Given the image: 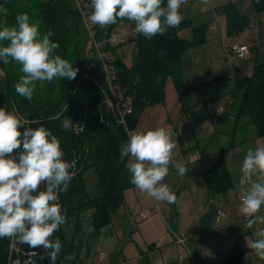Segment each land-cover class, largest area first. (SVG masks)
I'll use <instances>...</instances> for the list:
<instances>
[{
    "label": "crops",
    "instance_id": "crops-1",
    "mask_svg": "<svg viewBox=\"0 0 264 264\" xmlns=\"http://www.w3.org/2000/svg\"><path fill=\"white\" fill-rule=\"evenodd\" d=\"M182 11L181 22L188 27L179 38L192 42L194 29L204 27V41L183 51L179 73L166 80L164 102L147 107L135 128L169 125L175 131L174 158L186 161L189 170L181 176L170 166L162 182L177 199L157 201L134 186L100 229L94 226L95 208L71 215L61 225L60 264H222L235 249L243 253L242 264H264L247 246L246 238H255L254 228L246 226L238 207L243 158L249 148L264 144V136L249 116L240 115L245 88L236 85L264 64V0H186ZM131 44L138 50L136 42L123 48ZM232 44L250 49L234 66L226 59ZM120 53L131 67L127 52ZM223 149H228L233 185L217 193L207 177ZM89 193L95 197V189ZM220 209L227 219L218 224ZM147 211L151 215L144 217ZM176 236H183L185 244H178Z\"/></svg>",
    "mask_w": 264,
    "mask_h": 264
},
{
    "label": "clouds",
    "instance_id": "clouds-1",
    "mask_svg": "<svg viewBox=\"0 0 264 264\" xmlns=\"http://www.w3.org/2000/svg\"><path fill=\"white\" fill-rule=\"evenodd\" d=\"M185 4L186 0H89L91 12L85 24L105 27L127 18L135 21L137 32L150 39L178 26ZM6 13L5 3H0V17ZM52 35L50 30L42 32L26 12L17 14L12 25L0 20V63L20 65L23 74L15 92L28 100L37 82H50L55 77L71 80L79 72L54 51L59 44ZM72 122L68 116L61 127L68 129ZM175 135L171 126L162 125L134 130L121 144V159L128 157L130 182L157 201L173 203L177 199L162 182L170 166L181 176L189 170L186 161L174 158ZM64 157L61 140L52 128L38 119L29 122L15 107H0V238L18 235L31 248L42 246L49 264H56L62 248L60 239L51 237L66 223L60 194L68 191L77 167L75 158ZM240 172L238 207L246 217V226L254 228L255 237L246 238V243L264 259V144L247 150Z\"/></svg>",
    "mask_w": 264,
    "mask_h": 264
},
{
    "label": "trees",
    "instance_id": "trees-1",
    "mask_svg": "<svg viewBox=\"0 0 264 264\" xmlns=\"http://www.w3.org/2000/svg\"><path fill=\"white\" fill-rule=\"evenodd\" d=\"M0 3H5L7 8L6 15L0 20L12 25L17 14L28 13L42 32L50 30L53 33L51 39L59 44L54 51L71 62L73 67L79 68L74 79L55 77L50 82H37L33 97L28 100L15 92V84L23 74L20 65L13 61L0 63V92L3 106L15 107L29 122L38 119L52 128L61 140L64 158L77 160L78 175L72 178L68 191L60 194L59 202L66 219L95 208L94 226L100 229L111 222L112 214L124 203L125 191L135 185L130 182L126 168L128 157L121 159L120 156L121 144L128 139L126 131L101 107L98 87L91 81L79 82L88 41L81 18L70 0H5ZM122 19L118 18L113 25ZM185 27L188 24L181 22L150 39L140 34L135 41L138 50L131 67L117 58L118 82L135 111V115L129 118L131 129L136 128L141 113L147 107L164 102L166 80L179 73L183 51L204 41V27L194 29L192 42L179 38V31ZM236 85L237 88H245L240 115L249 116L258 134L264 136V64L257 65L249 78L239 80ZM83 101L88 102L90 120L85 131L77 134L73 122ZM101 114L108 125L100 122ZM68 116L73 122L70 128L64 129L61 121ZM227 150L220 152L207 177L210 188L217 193L233 185L226 163ZM90 169L96 174L95 197H91L84 181V174ZM51 238H59L62 243L61 226ZM10 243L11 237L0 238V264L15 261L10 258ZM242 255L240 249H235L222 264H242ZM57 262L60 264L59 254Z\"/></svg>",
    "mask_w": 264,
    "mask_h": 264
},
{
    "label": "built area",
    "instance_id": "built-area-1",
    "mask_svg": "<svg viewBox=\"0 0 264 264\" xmlns=\"http://www.w3.org/2000/svg\"><path fill=\"white\" fill-rule=\"evenodd\" d=\"M5 0H0V2ZM60 1V0H55ZM77 10L83 26L86 30L88 41L84 53V61L79 82L84 80L94 83L100 91V105L110 114L117 125L123 127L128 137L129 133L135 129L129 126V118L135 115L134 108L130 100L125 96L124 91L118 82V70L116 60L124 46L134 42L140 36L135 30V21L123 18L118 24L108 27H100L88 22L85 24V18L90 14L91 8L89 0H70ZM250 53L249 46L246 44H232L227 48L226 59L231 65H235L245 60ZM66 105L64 109H66ZM222 108L219 109V112ZM77 118L73 122L75 132L83 133L87 127L89 119L88 102L83 101L77 111ZM100 122L109 124L105 116L101 114ZM78 165L74 170L73 178L78 175ZM264 214V211L263 213ZM151 215V211H147L144 217ZM245 217V216H244ZM227 214L224 210H218L216 221L218 224L225 222ZM246 220V217H245ZM178 244H185L183 236H176ZM14 249L13 245L11 246ZM101 254V259H103ZM14 264H20L15 261Z\"/></svg>",
    "mask_w": 264,
    "mask_h": 264
},
{
    "label": "rangeland",
    "instance_id": "rangeland-1",
    "mask_svg": "<svg viewBox=\"0 0 264 264\" xmlns=\"http://www.w3.org/2000/svg\"><path fill=\"white\" fill-rule=\"evenodd\" d=\"M136 49H137V47L135 44H131V45L127 46L126 48L120 49L121 52L122 51L127 52V54L125 55V61L128 64L130 62L134 61L133 59L137 53ZM94 173L95 172L93 171V169H90V170L86 171L84 174V181H85V183H86V185H87V187L91 193H93V191L95 189L96 174H94ZM23 244L24 243L22 242V240L20 239V237L18 235H14L11 237L10 245L11 246L13 245L14 249L12 250V247L10 246V248H9L10 249V258H13V260H15V261L16 260L20 261V264H24V261L22 262V260H24L23 259V256H24ZM15 261H13L12 264H14ZM29 264H31V263H29Z\"/></svg>",
    "mask_w": 264,
    "mask_h": 264
},
{
    "label": "water",
    "instance_id": "water-1",
    "mask_svg": "<svg viewBox=\"0 0 264 264\" xmlns=\"http://www.w3.org/2000/svg\"><path fill=\"white\" fill-rule=\"evenodd\" d=\"M0 107H3V99L0 92ZM17 150H14V152ZM24 252V264H49L48 257L46 255L47 250L42 246L36 248L29 247L26 243L23 244ZM56 264H59L56 261Z\"/></svg>",
    "mask_w": 264,
    "mask_h": 264
}]
</instances>
